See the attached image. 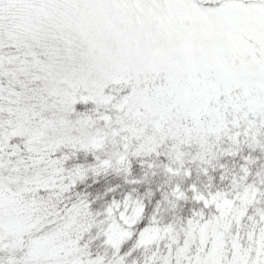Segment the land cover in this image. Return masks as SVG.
I'll list each match as a JSON object with an SVG mask.
<instances>
[{"label":"snow or ice","instance_id":"snow-or-ice-1","mask_svg":"<svg viewBox=\"0 0 264 264\" xmlns=\"http://www.w3.org/2000/svg\"><path fill=\"white\" fill-rule=\"evenodd\" d=\"M0 264H264V0H0Z\"/></svg>","mask_w":264,"mask_h":264}]
</instances>
